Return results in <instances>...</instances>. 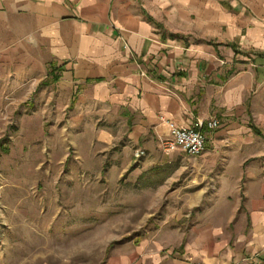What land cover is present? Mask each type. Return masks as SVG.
<instances>
[{
    "label": "crops",
    "instance_id": "obj_1",
    "mask_svg": "<svg viewBox=\"0 0 264 264\" xmlns=\"http://www.w3.org/2000/svg\"><path fill=\"white\" fill-rule=\"evenodd\" d=\"M21 108L50 125L74 115L78 130L93 115L90 144L119 174L133 149L159 163L168 122L199 129L201 156L134 170L173 210L141 258L264 264V0H0V114Z\"/></svg>",
    "mask_w": 264,
    "mask_h": 264
},
{
    "label": "rangeland",
    "instance_id": "obj_2",
    "mask_svg": "<svg viewBox=\"0 0 264 264\" xmlns=\"http://www.w3.org/2000/svg\"><path fill=\"white\" fill-rule=\"evenodd\" d=\"M25 111L0 114V264H149L140 249L158 243L142 240L173 210L166 209L170 195L142 187L156 177L133 173L156 164L171 171L173 154L158 142L151 150L159 163L147 164L133 149L128 171L119 174L121 163L110 164L107 147L90 144L97 139L86 128L93 115L78 130L71 128L74 115L50 125L44 116L29 122Z\"/></svg>",
    "mask_w": 264,
    "mask_h": 264
},
{
    "label": "built area",
    "instance_id": "obj_3",
    "mask_svg": "<svg viewBox=\"0 0 264 264\" xmlns=\"http://www.w3.org/2000/svg\"><path fill=\"white\" fill-rule=\"evenodd\" d=\"M169 134L166 137L159 138V146L163 153L170 154L181 151L190 157H198L205 150V137L199 129L188 128L180 129L175 124L168 122ZM203 125L200 123L199 125ZM207 128L215 130L219 128L217 120H211L207 123ZM188 264H197L190 262Z\"/></svg>",
    "mask_w": 264,
    "mask_h": 264
}]
</instances>
